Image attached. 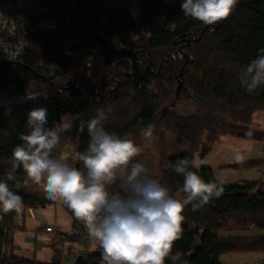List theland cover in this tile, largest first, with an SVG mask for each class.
Returning a JSON list of instances; mask_svg holds the SVG:
<instances>
[{"label":"trees","instance_id":"1","mask_svg":"<svg viewBox=\"0 0 264 264\" xmlns=\"http://www.w3.org/2000/svg\"><path fill=\"white\" fill-rule=\"evenodd\" d=\"M182 2L121 0L91 79L86 61L65 57L62 40L57 36L31 37L29 56L23 65L6 62L0 53V179L11 169L12 151L22 143L21 134L28 133V112L41 106L48 111L45 127L56 129L65 113H79L81 119L88 120L98 108L111 105L106 129L121 136L130 134L133 139L148 125L154 127L159 116L162 123L169 119L167 129L176 136L183 151L168 158L160 182L173 195L179 193L177 198L181 199L184 178L171 167L179 160L191 159L193 154H200L202 160L216 141L228 133L241 139L264 140V133L249 126L252 115L264 111V86L248 93L239 80L240 70L264 48V0H238L231 14L214 25L185 17ZM53 63L57 66L55 78L48 68ZM60 77L72 81L68 88L74 97L66 104L56 96ZM35 88L45 94L27 99ZM87 90L100 95L102 102L82 101V93ZM176 102L214 106L222 114L184 116L165 109L170 103L173 108ZM127 105L131 110V106L138 107L128 120V111L122 109ZM225 114L233 123L226 122ZM76 140L80 142L79 154L87 149L89 136L86 128L83 133L79 131L78 121L62 139L60 149L66 142ZM54 155L60 156V150ZM78 167H82L80 162ZM193 170L205 182L215 178L207 165ZM14 174L16 183L9 182V186L21 196L22 204L19 210L0 212V264H64L56 254L51 262L44 263L16 252L13 236L18 218L24 215L22 209L50 202L17 191L27 176L22 167ZM72 215L75 217L73 212ZM183 215L182 233L172 250L181 262L222 264L220 258L224 254L264 251V238L221 236L230 231L264 229L263 183L225 185L219 198L210 199L196 211L187 205ZM75 264H103V260L98 253ZM165 264H172L171 259H166Z\"/></svg>","mask_w":264,"mask_h":264},{"label":"clouds","instance_id":"2","mask_svg":"<svg viewBox=\"0 0 264 264\" xmlns=\"http://www.w3.org/2000/svg\"><path fill=\"white\" fill-rule=\"evenodd\" d=\"M238 0H183L185 17L214 25L227 18ZM56 77L57 66L48 65ZM239 80L248 93L264 86V48L257 57L240 70ZM45 93H32L36 99ZM111 105L98 108L95 115L81 119L80 114L65 113L59 127L46 128L48 111L36 107L27 114V134H21V144L12 151L11 169L0 179V212L19 210L22 198L9 182L16 183L15 171L23 168L27 184L41 186L49 199L65 204L82 221L90 238L101 250L103 264H186L172 255L173 245L182 233L184 209L193 211L219 198L228 180L220 173L205 182L197 171L201 160L196 154L172 165L173 171L183 176L180 190L183 198L173 195L160 180L154 178L149 167L138 157L142 147L130 134L123 136L106 129ZM78 121L81 133L87 129L88 147L76 159L82 167L54 155L60 150L62 135ZM145 141L151 143L153 126L142 130ZM251 135V132L248 133ZM239 160L240 157L237 156ZM2 218V217H0Z\"/></svg>","mask_w":264,"mask_h":264},{"label":"built area","instance_id":"3","mask_svg":"<svg viewBox=\"0 0 264 264\" xmlns=\"http://www.w3.org/2000/svg\"><path fill=\"white\" fill-rule=\"evenodd\" d=\"M120 7L121 0H0V53L6 62L23 65L29 56L31 37L57 36L62 40L65 57L86 61L91 79L110 23ZM150 91L154 94V89ZM91 95L88 90L84 91L82 101L102 100L100 95ZM56 96L66 104L73 100L74 93L68 87L59 86ZM79 148V140L66 142L60 156ZM43 233L53 253L62 257L64 264L93 254L101 255L86 225L76 217L69 232H63L56 225H46Z\"/></svg>","mask_w":264,"mask_h":264},{"label":"rangeland","instance_id":"4","mask_svg":"<svg viewBox=\"0 0 264 264\" xmlns=\"http://www.w3.org/2000/svg\"><path fill=\"white\" fill-rule=\"evenodd\" d=\"M71 83L72 81L69 78L60 77L56 81V86L69 87ZM38 92H40L39 89L35 88L29 93L32 94ZM91 94L93 97L96 95L94 93ZM100 101L102 102V100H93V102ZM170 104H168L167 107L165 106V109H167V111H173V113L178 115L191 116L204 112H211L218 116L222 114V111L218 108L209 105L197 103L186 105L182 102H176L175 106L172 108ZM131 107L134 112L138 108L135 106ZM122 109L128 111V120V116H130L133 111L128 105L125 108L122 107ZM225 117L227 123H233L234 120L227 114H225ZM167 123H169V119H166L164 123H162L161 116H159L157 124L153 127V136L150 144L144 140L141 133L133 135L134 141L142 147L141 156L138 157V159H141L149 167L154 178L158 180H160L161 175L165 170V164L168 158L176 156L183 151L177 144L176 136L167 129ZM249 126L259 133H264V111L254 113L251 117ZM78 151L79 149L71 154L62 155L61 157L69 160L74 166L78 167L79 161L76 159ZM196 155L198 157L200 156V154ZM237 156L240 157L239 160L237 159ZM263 161L264 140L241 139L228 133L226 136H223L216 141L212 146L211 151L201 160V164L211 167L214 175L220 173L225 176L228 180L226 185L242 184L245 181H254L264 184ZM16 190L37 196L46 202H50V204H46L45 206H39V217L31 218L30 216H27L28 233L23 231V221L26 218V213L25 210L22 209L24 215L18 218V227L14 231V246L16 252L19 253L20 251V255L26 258L35 259L39 262H51L54 257L52 250L47 248L44 250H38V253L35 256L33 246L25 243L28 241V237L32 235L31 231H34L36 234V231L38 230L43 231V228L46 225H56L65 233L71 231L73 223L72 212L62 202L49 199L41 186L31 184L30 181L27 184L25 182L19 184ZM34 209L37 211L38 208ZM226 234L231 238H264V229L230 231L226 232ZM32 236H34V234ZM38 238L41 239L42 236L39 234ZM220 262L222 264H264V251L224 254L221 256ZM75 263L76 261L72 260L68 264Z\"/></svg>","mask_w":264,"mask_h":264},{"label":"crops","instance_id":"5","mask_svg":"<svg viewBox=\"0 0 264 264\" xmlns=\"http://www.w3.org/2000/svg\"><path fill=\"white\" fill-rule=\"evenodd\" d=\"M36 208H38L37 211H35L34 208H28V209L25 210L26 218L23 221L24 222L23 231H25L26 233L29 232V230L27 229V223H28L27 222V216H30L31 218H34V217L37 218V217H39V206L36 207ZM17 224H18V221H17ZM31 234L32 235L34 234V236L31 235L30 237H28V241H26L25 244L33 246V250H34L35 256L38 253V250H44L45 248L51 250V248H50V246L48 244L47 237L43 233L42 230L36 231V234H35L34 231H31ZM39 234L42 236L41 239L38 238L39 237ZM14 235H15V233H14ZM221 236L224 237V238H230V236H228L226 233H223ZM258 238L259 237H257V238H244V239H258ZM13 244L15 245L14 236H13ZM19 253H20V251H19Z\"/></svg>","mask_w":264,"mask_h":264}]
</instances>
